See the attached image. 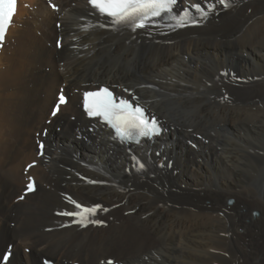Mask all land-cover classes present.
<instances>
[{
	"label": "bare ground",
	"instance_id": "1",
	"mask_svg": "<svg viewBox=\"0 0 264 264\" xmlns=\"http://www.w3.org/2000/svg\"><path fill=\"white\" fill-rule=\"evenodd\" d=\"M53 1L58 13L19 0L0 48V256L13 243L8 264H43L45 254L57 264H264V0L200 26L136 32L87 0ZM96 84L127 88L168 132L127 147L104 126L90 131L81 92ZM63 86L70 100L47 125ZM180 130L188 150L175 153ZM75 141L90 154L58 144ZM35 161L38 190L16 202ZM73 200L99 205L90 219L103 223L60 214L77 211Z\"/></svg>",
	"mask_w": 264,
	"mask_h": 264
},
{
	"label": "snow or ice",
	"instance_id": "2",
	"mask_svg": "<svg viewBox=\"0 0 264 264\" xmlns=\"http://www.w3.org/2000/svg\"><path fill=\"white\" fill-rule=\"evenodd\" d=\"M87 2L97 14L109 18L111 23L120 26V28H131L133 32H136L139 29L147 31L153 27H167L171 31H175L189 25L200 26L211 15H218L219 11L234 10L240 6L242 0H204V6L199 2L191 3L190 0H185L186 6L179 11L177 10L178 0H87ZM49 5L54 11H60L59 7L53 4L51 0H49ZM218 5L221 6L219 9ZM16 6L17 0H0V48L4 46L7 26H10L13 21ZM165 17L174 21V23L166 25L156 23L158 19L162 20ZM105 26L104 24L100 25V27ZM57 27H60V25L57 24ZM120 28L114 30H120ZM60 46L58 41L57 47ZM149 87L151 86L149 85ZM125 91L127 92L128 89L126 88ZM59 103H66L63 95L59 97ZM85 110L89 117L101 118L106 125L110 126L122 144L132 142L138 144L140 142L139 138H151L163 131L156 117L151 115L148 109L139 103L137 97L133 96L131 100L117 98L106 87L96 92L85 93ZM59 111L58 104L52 115L55 116ZM37 144L38 155H46L45 144L40 141H37ZM131 160L132 168L137 172L147 171L145 161L137 156H132ZM33 166L29 165L28 167ZM163 166L161 165V167ZM88 183L98 184L103 183V181L90 180ZM35 190V181L29 177L27 192H34ZM20 199L22 200L24 197L21 196ZM71 202L77 211H67L60 214L74 218L73 223L81 227L103 223L101 220L90 219V217L96 215L99 205L86 207L74 200ZM25 251H29V249H25ZM9 255H11V252L8 255L0 256V261L7 264ZM106 264H114V261L109 259Z\"/></svg>",
	"mask_w": 264,
	"mask_h": 264
},
{
	"label": "rangeland",
	"instance_id": "3",
	"mask_svg": "<svg viewBox=\"0 0 264 264\" xmlns=\"http://www.w3.org/2000/svg\"><path fill=\"white\" fill-rule=\"evenodd\" d=\"M51 42H53V41H51ZM54 44H55V42H53ZM87 87H91V86H89V85H87ZM92 87H98V84H96V85H92ZM37 133H40V132H37ZM56 135H58V136H60V137H62L61 135H62V133L60 132V131H58V129L56 130ZM182 136H183V132L180 130V133H179V137H178V139H177V143H176V145H177V147L174 149V152L175 153H182V151H187L188 149H186V150H184V147H185V143L182 141ZM56 143V142H55ZM59 144V146H60V148H62L64 151H67L68 153L70 152V153H75V154H77L79 157H81V156H88L90 153H88V150L86 149V147H84L82 144H80V143H78L77 141H75V142H71V143H69V144H66V143H64V142H62V143H58ZM155 144V143H154ZM157 163V166L158 167H161V164H159L158 162H156ZM256 215V213L255 212H253V216H255ZM14 225H12V227H13ZM12 229V228H11ZM9 242H15V247H17V243H16V241L15 240H12V241H9ZM10 244H13V243H10ZM7 245V244H6ZM14 245V244H13ZM7 247V246H6ZM26 249H30V247H27ZM23 252H25V253H27V251H25V249H23ZM27 254H29V253H27ZM46 256L45 257H48V258H50V259H52V260H54V261H56L57 262V260L56 259H54L53 257H51V256H49V255H47V254H45ZM69 262H72V261H69Z\"/></svg>",
	"mask_w": 264,
	"mask_h": 264
},
{
	"label": "water",
	"instance_id": "4",
	"mask_svg": "<svg viewBox=\"0 0 264 264\" xmlns=\"http://www.w3.org/2000/svg\"><path fill=\"white\" fill-rule=\"evenodd\" d=\"M3 254H4V252H3ZM3 254H2V255H3Z\"/></svg>",
	"mask_w": 264,
	"mask_h": 264
}]
</instances>
